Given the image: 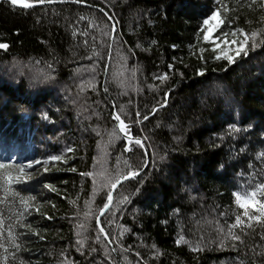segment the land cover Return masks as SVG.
Returning <instances> with one entry per match:
<instances>
[{"label": "trees", "instance_id": "trees-1", "mask_svg": "<svg viewBox=\"0 0 264 264\" xmlns=\"http://www.w3.org/2000/svg\"><path fill=\"white\" fill-rule=\"evenodd\" d=\"M51 1H0V264H119L103 233L121 264H264V220L225 239L233 193L264 201V37L228 64L202 40L217 0ZM223 2L225 33L264 29L260 0Z\"/></svg>", "mask_w": 264, "mask_h": 264}, {"label": "snow or ice", "instance_id": "snow-or-ice-1", "mask_svg": "<svg viewBox=\"0 0 264 264\" xmlns=\"http://www.w3.org/2000/svg\"><path fill=\"white\" fill-rule=\"evenodd\" d=\"M35 3H44L45 0H34ZM48 2H51V0H48ZM77 2H80V0H77ZM253 3L256 2V0H252ZM11 3L13 5H18L23 8H29L34 6L33 2H29V0H11ZM260 4L264 6V0H260ZM103 11V9H101ZM229 12V7L224 4L223 0H217V6L215 10H210V15H206V18L202 21V40L205 42H208L212 45L211 51L215 53L214 58L217 60H226L228 64H232L234 62V59L238 57L241 53H243L245 56H247V46L249 44V41H251V47L256 48L257 45V36L264 37V29L261 30H252L251 32H245L243 29H235V31H232L230 33H225L223 31L222 25H225V19L224 14H227ZM226 26V25H225ZM219 30V31H217ZM215 33V37L214 34ZM229 36H231V39H229ZM259 43L264 44V39H261ZM223 45V46H221ZM8 45L5 43H0V49H7ZM200 52H203L204 49L200 48ZM231 53V54H229ZM203 57H201L202 59ZM171 67V66H170ZM198 75H203L202 72H198ZM161 81V83H164L168 77L167 75H162L160 77H157ZM155 108L152 109L153 112H155ZM137 115H140L137 113ZM114 119L119 122L118 127L119 131L123 133H127L128 129L125 127L124 121L121 119L120 115H115ZM144 120L148 119V116L145 115L143 117ZM137 123L139 121H136ZM237 131H239L237 129ZM134 143L136 146L143 147L141 144V140L139 138H136L134 140ZM68 151H71V149H68ZM50 160L56 161L59 160V156H50ZM28 167H31V164L28 165ZM5 165L0 164V169H4ZM24 171V166H19V172ZM74 171V169H73ZM84 176H92L91 172H85L82 173ZM103 175V173H101ZM138 175V172L134 171H128L127 176H124L123 174L117 175L114 179L108 178L105 181V186L110 187L111 189H116L119 185L120 187H123L122 181L127 180L129 177H135ZM3 179L8 183L9 186H11L13 183L19 184L23 182L24 177L17 175L16 177H13L12 175H6L3 177ZM95 183V181H94ZM45 187H48V185H45ZM259 193L261 195H264V184L258 186ZM235 197L236 204L238 205L239 209L242 210V216L237 215L235 218V223L232 225H229V233L225 237V239H230L231 241H240L241 237L240 235H237L235 232L232 231L234 228H241L243 230V226L245 225V219L249 222L248 226H251L250 222L255 221H261L264 220V201H260L256 199L257 196V190H253L252 192H246L243 195H241L239 192L233 193ZM28 200H33V197H28ZM107 199L109 203H105L102 208L99 209V212L101 215L104 214L105 209H109L110 203L113 199V193L109 191L107 193ZM124 200H127V197L123 198ZM250 210L252 212H258L259 215L250 214ZM88 213H85V216H87ZM97 226L99 227L102 223L100 220V217H96ZM21 227H25V225L22 223ZM99 230L101 233H103L105 230L103 227H99ZM35 234V233H33ZM14 235L10 232L9 233V240L12 242L13 247H19L18 244L14 243ZM184 240V237L181 236L177 243L179 244L181 241ZM225 243L224 240L220 241V244L223 245ZM235 246V245H233ZM2 247V245H0ZM192 251H196V248H192Z\"/></svg>", "mask_w": 264, "mask_h": 264}, {"label": "water", "instance_id": "water-1", "mask_svg": "<svg viewBox=\"0 0 264 264\" xmlns=\"http://www.w3.org/2000/svg\"><path fill=\"white\" fill-rule=\"evenodd\" d=\"M0 1H8V2L11 3V0H0ZM65 2H66V1H51V2H44V3H35V4H33L34 6L29 7V8L40 7V6H45V5L61 4V3H65ZM71 3H76V4H79V5H81V6H87L86 4H84V3H80V2H74V1H72ZM14 6L20 7V6H18V5H14ZM22 8H23V7H22ZM115 32H116V27L113 26V28H112V33H111V42H110V50H109V54L111 53L112 40H113V38H114ZM2 50H4V49H2ZM109 61H110V56H108V59H107V63H106V67H105V73H104V75H106V73H107V69H108V66H109ZM115 115H116V114H115V110H114V111H113V120H115V119H114ZM115 122L117 123V128H118V130H119V127H118L119 122L116 121V120H115ZM119 132H120V131H119ZM121 133H122V132H121ZM122 136H123L124 138L130 139V140H133V139L130 138V137H126L123 133H122ZM141 144H142V143H141ZM145 152H146V154H147V150H146V149H145ZM129 178H130V177H129ZM129 178H128V179H129ZM125 181H126V180L122 181V183L125 182ZM118 186H119V185H118ZM114 190H115V189H112L111 192L113 193ZM108 203H109V201H108ZM111 203H112V201H111ZM111 203H110L109 209H110V207H111ZM109 209H105V210H104V214H105ZM104 214H103V215H104ZM103 215H101V214L99 213L98 216L100 217V220H101V217H102ZM96 224H97V221H96ZM99 227H101V224H100ZM103 235H104V238H105L106 242L108 243L109 247L111 248V250H112L114 256H115L116 259L118 260L119 264H121L120 261H119V258H118V256H117V254H116V252H115V250H114V248L112 247V245H111V243H110V241H109V239L107 238V236H106L104 233H103Z\"/></svg>", "mask_w": 264, "mask_h": 264}, {"label": "rangeland", "instance_id": "rangeland-1", "mask_svg": "<svg viewBox=\"0 0 264 264\" xmlns=\"http://www.w3.org/2000/svg\"><path fill=\"white\" fill-rule=\"evenodd\" d=\"M29 164L26 165V167H28Z\"/></svg>", "mask_w": 264, "mask_h": 264}, {"label": "bare ground", "instance_id": "bare-ground-1", "mask_svg": "<svg viewBox=\"0 0 264 264\" xmlns=\"http://www.w3.org/2000/svg\"><path fill=\"white\" fill-rule=\"evenodd\" d=\"M217 228V227H216ZM111 241V240H110Z\"/></svg>", "mask_w": 264, "mask_h": 264}, {"label": "clouds", "instance_id": "clouds-1", "mask_svg": "<svg viewBox=\"0 0 264 264\" xmlns=\"http://www.w3.org/2000/svg\"><path fill=\"white\" fill-rule=\"evenodd\" d=\"M42 86V85H41Z\"/></svg>", "mask_w": 264, "mask_h": 264}]
</instances>
